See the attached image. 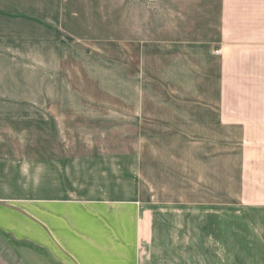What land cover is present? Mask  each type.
Returning a JSON list of instances; mask_svg holds the SVG:
<instances>
[{
	"label": "crops",
	"instance_id": "1",
	"mask_svg": "<svg viewBox=\"0 0 264 264\" xmlns=\"http://www.w3.org/2000/svg\"><path fill=\"white\" fill-rule=\"evenodd\" d=\"M69 3L0 0L3 245L19 264H264V0H181L160 34L112 42L74 37ZM58 122H132L145 144L56 143Z\"/></svg>",
	"mask_w": 264,
	"mask_h": 264
},
{
	"label": "rangeland",
	"instance_id": "2",
	"mask_svg": "<svg viewBox=\"0 0 264 264\" xmlns=\"http://www.w3.org/2000/svg\"><path fill=\"white\" fill-rule=\"evenodd\" d=\"M180 1L69 0L68 18L71 16L75 20L67 22V26L69 29H73L74 37L86 36L93 40L106 39V42H112L113 38H122L123 41H128L132 37H144L143 35L147 34V24L148 32H150L149 28H153L154 34H160L163 24L168 26L174 21L175 17L173 18L171 13L172 8L176 7L177 2ZM70 9L73 10L72 14ZM176 9L174 8V12ZM109 64L112 65V62ZM91 75L97 77L98 73H91ZM121 123V125L114 122L91 123L83 126L81 122L79 125L58 122V125L53 128L54 135H56L55 142L59 141L64 145L87 143L111 145L117 143L118 140L122 144H145V137L142 134L138 136L137 140L135 139V127L132 122ZM130 123L132 126L129 127ZM114 128L120 129L115 132L118 133L117 136L114 135ZM48 139L32 134L27 137V144L44 143L49 141ZM0 264H19L15 256L3 245L1 239Z\"/></svg>",
	"mask_w": 264,
	"mask_h": 264
}]
</instances>
